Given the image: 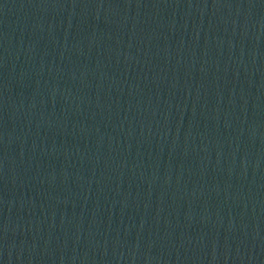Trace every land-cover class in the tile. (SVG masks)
<instances>
[{
    "label": "water",
    "instance_id": "1",
    "mask_svg": "<svg viewBox=\"0 0 264 264\" xmlns=\"http://www.w3.org/2000/svg\"><path fill=\"white\" fill-rule=\"evenodd\" d=\"M0 264H264V0H0Z\"/></svg>",
    "mask_w": 264,
    "mask_h": 264
}]
</instances>
